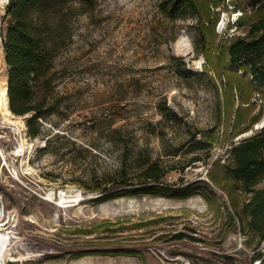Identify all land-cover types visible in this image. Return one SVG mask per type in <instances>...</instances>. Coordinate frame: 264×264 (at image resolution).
Segmentation results:
<instances>
[{
    "label": "rangeland",
    "instance_id": "obj_1",
    "mask_svg": "<svg viewBox=\"0 0 264 264\" xmlns=\"http://www.w3.org/2000/svg\"><path fill=\"white\" fill-rule=\"evenodd\" d=\"M163 1L94 0L86 10L74 3L57 15L56 91L66 95L71 112L43 122L34 139L27 133L28 116L12 114L8 122L0 115V232L11 238L4 264H253L260 244L237 222L230 226L227 212L233 206L208 172L215 160L230 163L226 150L232 142L264 125V96L253 91L250 113L260 118L232 138L237 90L232 89V114L226 116L231 96L226 97L225 76L215 72L227 62L218 58V48L226 37L244 32L240 18L251 13L255 0H198L206 5L200 17L187 12L176 18L162 11ZM5 5L0 0V85L7 84ZM183 33L193 44L190 60L175 54ZM173 57L193 74L179 77ZM199 59L195 70L193 61ZM163 105L167 113L161 112ZM213 132L216 140L208 147L194 149L189 143ZM144 160L165 170L164 186L199 182L215 192L216 202L201 195L96 201L105 187H123L118 184L122 168L125 179L139 184ZM49 191L57 201L60 191H79L84 200L60 208L46 200ZM178 232L183 239L172 240ZM115 250L137 251L138 257L89 254ZM38 251L42 254L29 255Z\"/></svg>",
    "mask_w": 264,
    "mask_h": 264
},
{
    "label": "trees",
    "instance_id": "obj_2",
    "mask_svg": "<svg viewBox=\"0 0 264 264\" xmlns=\"http://www.w3.org/2000/svg\"><path fill=\"white\" fill-rule=\"evenodd\" d=\"M93 1L9 0L5 7V14L10 18L2 40L7 66L8 106L15 116H28L26 129L30 138L40 136L42 123L52 116L66 118L71 112L66 103V95H59L56 91L59 71L55 69V60L60 40L57 34V15H64L74 3L86 10L93 6ZM203 4L198 0H166L163 1L161 9L173 18L184 17L187 12L200 17V10L206 7ZM250 10V14L243 13L240 18L239 24L244 32L226 37L218 48V58L226 57L227 62H220L215 69L219 78L220 74L225 76L226 97L230 99L231 96L230 105L224 106L226 116L232 114V89L237 90L239 106L234 115L232 138L250 131L260 118L259 115L250 113L254 106L250 103L252 92H261L264 96V0H255ZM173 62L179 77L185 78L193 74L180 58L173 57ZM212 62L208 57L207 63ZM239 72L243 76H239ZM163 106L161 112L167 113L168 108ZM215 140L213 132L198 141L194 137L189 143L193 142L191 146L194 149H203ZM226 155L230 163H222L221 159L215 160L208 172V178L215 188L229 197L233 206V212H227L230 226L237 222L243 233L251 234L257 244H260L264 241V188H258V185L264 181V125L254 135L232 142ZM125 172L126 169L122 168L118 173L121 175L118 184L123 187L113 190L105 187L106 193L97 202L145 195H166L176 200H186L195 195H201L213 202L217 199L212 189L199 182L177 188L164 186L161 179L165 170L157 162L144 160L140 164L136 178L141 182L137 185L131 183L132 179L124 178ZM243 195L246 198L241 201L240 197ZM183 236L178 232L172 236V240H181ZM89 254L138 257V252L133 250ZM83 255H76L75 258Z\"/></svg>",
    "mask_w": 264,
    "mask_h": 264
},
{
    "label": "bare ground",
    "instance_id": "obj_3",
    "mask_svg": "<svg viewBox=\"0 0 264 264\" xmlns=\"http://www.w3.org/2000/svg\"><path fill=\"white\" fill-rule=\"evenodd\" d=\"M175 54L185 58L186 60H190L192 54L194 53V48L191 39L186 33H183L179 36L174 44ZM201 60H194L192 67L196 70L200 67ZM6 81H4L0 85V115L2 118L8 122H11L10 118L12 117V113L8 106V100L6 95ZM23 127V124H21ZM24 145V139H21V149ZM1 157L4 159V156L0 150ZM46 200H55L57 205L60 208H69L71 206H80L81 202L84 200L83 194L79 191L70 192L67 194L65 191H60L57 195L53 191H49L46 194ZM11 244V238L6 233L0 232V264H4L3 259L8 252V246ZM42 254V251L32 252L29 255L31 256H39Z\"/></svg>",
    "mask_w": 264,
    "mask_h": 264
},
{
    "label": "built area",
    "instance_id": "obj_4",
    "mask_svg": "<svg viewBox=\"0 0 264 264\" xmlns=\"http://www.w3.org/2000/svg\"><path fill=\"white\" fill-rule=\"evenodd\" d=\"M9 0H6V5L8 3ZM5 5V7H6ZM264 182V181H263ZM242 241H244V238H241L240 240V248L243 247ZM259 252H260V256H259ZM257 253L258 255L255 257V260L253 261V264H264V241H262L257 249Z\"/></svg>",
    "mask_w": 264,
    "mask_h": 264
}]
</instances>
